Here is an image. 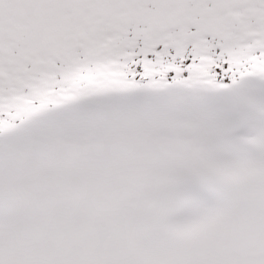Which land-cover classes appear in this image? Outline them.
Masks as SVG:
<instances>
[{
  "label": "snow or ice",
  "instance_id": "6c2138e0",
  "mask_svg": "<svg viewBox=\"0 0 264 264\" xmlns=\"http://www.w3.org/2000/svg\"><path fill=\"white\" fill-rule=\"evenodd\" d=\"M0 264H264V0H0Z\"/></svg>",
  "mask_w": 264,
  "mask_h": 264
}]
</instances>
